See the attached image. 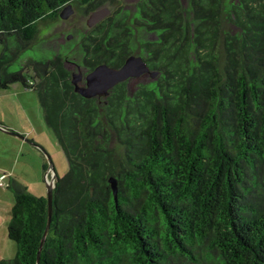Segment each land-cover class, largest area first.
Segmentation results:
<instances>
[{
  "label": "trees",
  "instance_id": "16d2710c",
  "mask_svg": "<svg viewBox=\"0 0 264 264\" xmlns=\"http://www.w3.org/2000/svg\"><path fill=\"white\" fill-rule=\"evenodd\" d=\"M106 1L0 0V92H37L69 162L39 260L48 198L10 179L17 250L0 264H264V0L117 3L76 42L39 38L67 3ZM131 54L159 74L75 90L78 66Z\"/></svg>",
  "mask_w": 264,
  "mask_h": 264
},
{
  "label": "rangeland",
  "instance_id": "374dc122",
  "mask_svg": "<svg viewBox=\"0 0 264 264\" xmlns=\"http://www.w3.org/2000/svg\"><path fill=\"white\" fill-rule=\"evenodd\" d=\"M136 1L138 0H118L117 2L107 0L98 8L109 7L112 11L117 6V3H124L128 6H132ZM182 1L183 3H187V0ZM72 5L74 11L68 18L65 19L59 16L56 20H47L40 23L39 38H48L46 44L49 42L54 48L61 45H68L70 42H76L82 33L90 29L87 25V20L91 12L86 13L76 3L72 2ZM68 35H71V37L68 38ZM2 49L3 44L0 42V51H2ZM43 52L50 53L51 50L42 49V53ZM28 54L39 55L41 54V51H29ZM21 65L22 62H17L12 68L16 69ZM81 69L83 70V68ZM149 79H152L150 75H141L140 77L132 79L130 84L134 86L137 81H147ZM5 91L6 92H0V116L4 120L3 124L24 130V134L30 130L32 135H27L25 138H22L26 142V150L28 153H26L27 151H24V156L20 157L18 160L19 162L16 164L15 161H11L7 157L11 155V149L6 142L0 139V150L3 151L4 149L2 153L3 156H0V168L3 167L4 170L15 169L16 172L22 173L23 176H25V181L30 185V188H28L30 192L37 196L47 197V181L42 172V161L44 159L43 153L46 151V154L48 153L50 155L55 171L59 177H63L69 169L67 156L62 145L58 141L56 134L48 126L44 118L37 92L33 89L25 88L20 83L13 84ZM33 124H35L37 128H34ZM9 128L11 129L13 127ZM0 131L15 138H21L7 132L5 129L0 128ZM17 133L23 135L19 131H17ZM34 136L35 139H33ZM30 140L36 142L40 147L33 144ZM24 161H28V164L24 163ZM0 189L7 191L10 195L14 196V192L11 188L0 187ZM8 203H10V206L13 205V201ZM4 226V230L2 229L0 234L6 235H4V237L8 243L4 245L3 250L7 253L6 256L8 257L6 258H12L16 254L17 245L14 240L8 237L7 225ZM0 238H2V236H0Z\"/></svg>",
  "mask_w": 264,
  "mask_h": 264
},
{
  "label": "water",
  "instance_id": "95a60500",
  "mask_svg": "<svg viewBox=\"0 0 264 264\" xmlns=\"http://www.w3.org/2000/svg\"><path fill=\"white\" fill-rule=\"evenodd\" d=\"M72 2L67 3L60 12V17L68 18L73 13ZM111 9L109 7L97 8L90 13V16L87 20V25L93 27L108 14H110ZM71 35H68L70 38ZM159 72L157 70L151 69L148 62L140 54H131L127 57L125 62L119 66L114 67L108 63L102 62L98 64L91 71L84 73L80 66L72 72V82L75 86V90L80 93L82 96L91 98V97H102L107 96L110 90L117 85L118 83L125 81L130 78H137L141 75H150L152 78H155ZM0 128L5 129L7 132L17 135L21 138H25L24 135H21L15 132L12 129L6 128L0 124ZM44 150V149H43ZM45 151V150H44ZM46 152V151H45ZM49 170L51 171V177L47 182L48 187V208H49V220L42 237L39 250H38V260L40 256V251L43 247L46 235L51 221L52 213V204H53V191L55 187V181L57 178V173L53 161L49 154H47ZM111 185L114 191L115 198L117 199V180L115 177H110Z\"/></svg>",
  "mask_w": 264,
  "mask_h": 264
},
{
  "label": "crops",
  "instance_id": "0c3cea01",
  "mask_svg": "<svg viewBox=\"0 0 264 264\" xmlns=\"http://www.w3.org/2000/svg\"><path fill=\"white\" fill-rule=\"evenodd\" d=\"M6 92V91H3ZM19 93V92H18ZM4 120L1 118L0 116V124L3 125L6 128L9 127H13L11 128L14 131H19L20 133H22L25 137L27 135H32L31 131L29 130V132H26V134H24V130L18 129V128H14V126H6L3 124ZM34 128H37V126L35 124H33ZM10 129V128H9ZM0 139L3 140L4 142H6V144L9 146V148L11 149L10 151L12 152L10 156H7L11 161H15V164L17 162H19L18 160L20 159V157L24 156L26 150V142L24 141V139L22 138H15L12 137L11 135H8L7 133H4L3 131H0ZM33 139H35V136L33 137ZM33 144H35L36 146H39L36 142H34L33 140H30ZM40 147V146H39ZM43 148V147H42ZM4 151V149H3ZM2 150H0V156H3ZM6 152V151H5ZM28 153V151L26 152ZM48 154V153H47ZM47 154L46 152L43 153V161H42V172L44 175L45 180L48 182L50 177H51V171L48 168H45V164L47 159ZM24 163L28 164V161H24ZM2 167V166H1ZM16 177L17 179H19L22 183H24L28 188H30V185L28 182L25 181V176H23L22 173L20 172H16L15 169H11V170H4V168H0V180L2 179L4 185L0 186V187H8L9 181L11 178ZM7 181V182H6ZM9 188V187H8ZM6 196V198H5ZM14 200V196L10 195L7 191L0 189V232L2 231V229L4 230V225H7L8 220L10 218V201ZM5 235V234H4ZM4 235L0 234V236H2V238H0V260L4 259L8 256L6 251L3 250V247L6 243H8V241L5 239ZM6 236V235H5ZM9 237V236H8Z\"/></svg>",
  "mask_w": 264,
  "mask_h": 264
},
{
  "label": "built area",
  "instance_id": "2783aa9c",
  "mask_svg": "<svg viewBox=\"0 0 264 264\" xmlns=\"http://www.w3.org/2000/svg\"><path fill=\"white\" fill-rule=\"evenodd\" d=\"M2 185H4V183H3L2 179H1L0 180V186H2Z\"/></svg>",
  "mask_w": 264,
  "mask_h": 264
}]
</instances>
